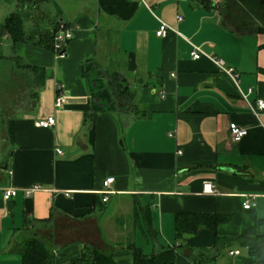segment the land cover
Returning <instances> with one entry per match:
<instances>
[{
	"label": "crops",
	"instance_id": "1",
	"mask_svg": "<svg viewBox=\"0 0 264 264\" xmlns=\"http://www.w3.org/2000/svg\"><path fill=\"white\" fill-rule=\"evenodd\" d=\"M41 10L77 30L63 57L0 34V62L46 70L12 136L0 119V264H23L15 248L30 231L55 264L88 247H108L120 264H132L137 248L147 256L172 248L176 264H264L242 241L264 236V32L252 27L260 20L239 22L225 0H45ZM16 11V0H0V26ZM162 22L173 28L165 37ZM114 74L132 91V109L115 110ZM58 86L68 96L60 109ZM49 116L54 126L37 125ZM231 123L248 129L239 142ZM109 176L114 193L104 201ZM206 183L216 192H204ZM7 188L17 195L6 200ZM192 214L227 219L179 236L178 217Z\"/></svg>",
	"mask_w": 264,
	"mask_h": 264
},
{
	"label": "trees",
	"instance_id": "2",
	"mask_svg": "<svg viewBox=\"0 0 264 264\" xmlns=\"http://www.w3.org/2000/svg\"><path fill=\"white\" fill-rule=\"evenodd\" d=\"M205 7H214L216 0H190ZM230 7L237 13L239 22H242L244 16L254 15L260 22H255L253 28L257 32H264V0H225ZM18 11L10 14L3 26H0V34L7 35L16 43L36 42L38 45L46 48H53L54 37L60 22L54 24L51 18L41 10V4L45 0H16ZM41 11V12H40ZM46 22V28L40 26V21ZM26 21L32 23V29L26 31ZM66 23V22H65ZM67 25H70L66 23ZM71 26V25H70ZM14 70H19L30 78L28 83L20 84L19 91L16 93L17 98L22 103L17 104L18 109L13 113L7 114L3 109L0 111V119L6 123L10 135H13V123L15 114L20 113L29 105L28 100L37 94L45 82L46 70L31 66L29 64L21 65L17 63ZM108 88L112 94L116 111H124L135 107L134 95L129 87L124 84V80L119 75H111L108 78ZM16 112V113H15ZM227 219L221 215H184L180 216L176 222V230L179 236L184 234H194L201 227H208L212 230L217 229L218 225ZM243 243L249 247L250 253L255 257H264V236L263 237H244ZM219 243V241H218ZM22 255L23 264H55V256L52 249L48 246L36 231H30L15 248ZM176 252L174 249H166L157 255L147 256L140 249L134 250L132 264H176ZM70 264H120L113 256L112 251L108 248L88 247L84 250L81 257L73 260Z\"/></svg>",
	"mask_w": 264,
	"mask_h": 264
},
{
	"label": "built area",
	"instance_id": "3",
	"mask_svg": "<svg viewBox=\"0 0 264 264\" xmlns=\"http://www.w3.org/2000/svg\"><path fill=\"white\" fill-rule=\"evenodd\" d=\"M178 20L181 21L183 20V17L179 16ZM77 30V27H72L70 25H67L65 22H60L58 25V28L56 30L55 33V37H54V45H53V49L56 53L57 57H63L66 54V48L67 45L69 43V41L74 38L75 36V32ZM170 30H173L172 27H170L168 24L163 23L161 24L160 28L157 31V35L161 36V37H165L168 32ZM191 55L194 59H199L204 55V51L202 50V48L200 46L197 45H193V50L191 52ZM217 62L219 64V66L221 68H223L224 70H226L227 72L231 73L233 71V69H225L224 68V61L222 59H217ZM165 92L162 93V97L165 96ZM67 95L63 89L62 86H58L57 90H56V97H55V107L60 109L63 108L66 104L67 101ZM258 108L259 109H264V101L260 100L258 101ZM56 123V119L53 116H49L46 119H42L39 120L37 122V125L40 127H44V128H49L54 126ZM230 129H231V135H232V139L236 142L241 141L247 134H248V129L244 128V127H240L239 125H237V123H231L230 125ZM58 153H62L61 150L57 151ZM179 153L181 154L182 152L179 151ZM115 182V177L113 176H109L104 180V201H107L109 199V195L114 193V190L112 189V185ZM42 187L41 185H33L32 187L28 188L25 190L27 195H30L31 193L40 190ZM204 192L206 193H215L216 189H215V185L212 183H206L204 185ZM18 193V190L16 188H7L4 191V198L6 200L16 196ZM253 206L252 201L249 199L246 201V203H244V207L246 209H249L250 207ZM237 253H239L237 251Z\"/></svg>",
	"mask_w": 264,
	"mask_h": 264
},
{
	"label": "rangeland",
	"instance_id": "4",
	"mask_svg": "<svg viewBox=\"0 0 264 264\" xmlns=\"http://www.w3.org/2000/svg\"><path fill=\"white\" fill-rule=\"evenodd\" d=\"M14 0H6V2H12ZM7 14V13H6ZM0 23L1 19H0ZM40 26L46 28V22L44 20H41ZM7 40V39H6ZM6 40L5 45H6ZM8 45V44H7ZM4 46V45H3ZM0 50H2L1 44H0ZM22 61V60H21ZM17 63L13 61V59L10 60H4L3 62H0V111L3 109L5 112V116L9 114L10 112L13 113L14 110L18 109V105L21 102V99L17 98L16 93L19 91V83L20 84H26L30 80H34L33 78L30 80L26 79V75L24 76L23 73L19 70H14V66ZM1 113V112H0ZM16 113V112H15ZM113 207L112 205L107 204L106 205V211L109 210V208Z\"/></svg>",
	"mask_w": 264,
	"mask_h": 264
}]
</instances>
